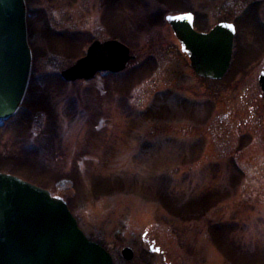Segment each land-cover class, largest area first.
I'll list each match as a JSON object with an SVG mask.
<instances>
[{
    "label": "rangeland",
    "instance_id": "1",
    "mask_svg": "<svg viewBox=\"0 0 264 264\" xmlns=\"http://www.w3.org/2000/svg\"><path fill=\"white\" fill-rule=\"evenodd\" d=\"M176 1L31 0L29 79L18 110L0 119V163L48 170L30 181L65 199L114 257L144 234L178 264H264V0ZM188 7L199 29L236 25L221 79L193 70L165 19ZM112 32L134 55L122 71L60 77ZM31 97L52 112L29 109ZM207 194L216 198L206 206Z\"/></svg>",
    "mask_w": 264,
    "mask_h": 264
},
{
    "label": "water",
    "instance_id": "2",
    "mask_svg": "<svg viewBox=\"0 0 264 264\" xmlns=\"http://www.w3.org/2000/svg\"><path fill=\"white\" fill-rule=\"evenodd\" d=\"M166 20L193 70L221 78L231 58L233 24L220 21L208 31H198L189 11L168 13ZM133 56L118 39H94L85 54L60 74L67 81L88 80L100 70H122ZM30 63L25 2L0 0V118L10 116L19 106ZM122 254L129 258L130 247H123ZM0 264H111V257L85 236L65 200L47 188L0 171Z\"/></svg>",
    "mask_w": 264,
    "mask_h": 264
},
{
    "label": "flooded vegetation",
    "instance_id": "3",
    "mask_svg": "<svg viewBox=\"0 0 264 264\" xmlns=\"http://www.w3.org/2000/svg\"><path fill=\"white\" fill-rule=\"evenodd\" d=\"M260 26L264 28L262 24H260ZM259 68L260 69L258 71V81L260 85L258 87L260 89V107L264 112V62H262ZM260 75L262 77L261 81L259 80ZM129 247L131 248V256L129 258H125L124 256H122V254L121 257H114L112 255V264H178L177 262L173 261V257L167 249L157 245L154 246V239L151 240L149 239V237L144 236V234L138 240L133 241L129 245Z\"/></svg>",
    "mask_w": 264,
    "mask_h": 264
},
{
    "label": "trees",
    "instance_id": "4",
    "mask_svg": "<svg viewBox=\"0 0 264 264\" xmlns=\"http://www.w3.org/2000/svg\"><path fill=\"white\" fill-rule=\"evenodd\" d=\"M171 1V0H170ZM174 2H176L177 3V1L176 0H173ZM31 3V0H26V4H27V23H28V35H29V38H30V33H31V15L33 14V11L31 10V8H30V4ZM171 6H169V4H168V6H169V8L170 9H172L175 5L174 4H170ZM185 10H192V9H190L189 7L188 8H186ZM163 13H166V11L165 12H163ZM106 21H107V19H106ZM112 21V20H111ZM111 26H112V23H111ZM110 28V27H109ZM113 28L115 29L116 27L115 26H113ZM117 29V28H116ZM117 31H118V29H117ZM112 33H114V32H112ZM113 37H117V36H119V34L117 33V35L114 33V35H112ZM67 40V43L69 44V46H66L67 47V49H65L66 51L67 50H69V51H74L75 50V46L73 45V44H75L74 43V41H73V39L72 38H67L66 39ZM67 45V44H66ZM33 52H34V48H33ZM80 54H81V52H80ZM79 54V55H80ZM33 55H35L34 53H33ZM78 56V55H77ZM137 70H139V68L137 69ZM27 99H29V97H27ZM29 101V100H28ZM27 105H28V108L30 109V106L31 105H34L33 107H34V110H35V108H38V109H41V108H43V109H46V110H50L51 112H52V106L53 105H51V104H49V105H45V103L42 101V100H40L39 98L38 99H34V97L32 98H30V101L27 103ZM49 110H48V112H49ZM30 111L31 110H29V113L28 112H25V114L27 115V117H29L30 115ZM48 125L49 126H52V124H51V122H50V120H48ZM2 160L0 159V162H1ZM28 165V163H25V162H21V163H11V164H9V165H7L6 167H2V164L0 163V170H3V168H5V170H8L9 172H11V173H14V174H17V175H19V176H22V177H24V178H26V179H28V180H35V181H43V177H47L48 175V170H40L39 168H34V166L33 165H30V166H27ZM70 175V174H69ZM43 176V177H42ZM73 179H74V177H73ZM72 179V180H73ZM94 190H95V192H98V190L97 189H95L94 188ZM205 197V198H204ZM203 198H204V201H206V203H208V201H209V203L208 204H206V206L207 205H209V204H211L213 201H214V199L216 198V196L213 194H207L206 196H204ZM202 198V199H203ZM196 200H197V198H196ZM196 204H197V201L195 202ZM195 203H193V206H194V204ZM203 203V202H202ZM69 205V204H68ZM203 205V204H202ZM196 206V205H195ZM205 206V207H206ZM69 207L71 208V206L69 205ZM182 213H184V211H182ZM184 214H186V215H192L193 214V212H187V213H184ZM193 216H195V215H193ZM222 231H225V229H223V228H220V233L222 234L223 232ZM225 237V236H224ZM224 244V243H223ZM248 259H252V258H248Z\"/></svg>",
    "mask_w": 264,
    "mask_h": 264
},
{
    "label": "bare ground",
    "instance_id": "5",
    "mask_svg": "<svg viewBox=\"0 0 264 264\" xmlns=\"http://www.w3.org/2000/svg\"><path fill=\"white\" fill-rule=\"evenodd\" d=\"M258 79V78H257ZM260 85L259 81H258V86Z\"/></svg>",
    "mask_w": 264,
    "mask_h": 264
}]
</instances>
